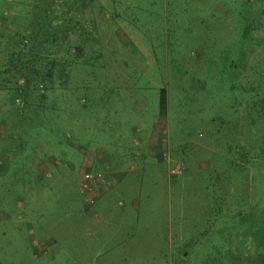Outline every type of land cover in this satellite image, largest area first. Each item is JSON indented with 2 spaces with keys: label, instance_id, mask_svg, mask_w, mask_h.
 Wrapping results in <instances>:
<instances>
[{
  "label": "rangeland",
  "instance_id": "1",
  "mask_svg": "<svg viewBox=\"0 0 264 264\" xmlns=\"http://www.w3.org/2000/svg\"><path fill=\"white\" fill-rule=\"evenodd\" d=\"M0 96V264H264V0H0Z\"/></svg>",
  "mask_w": 264,
  "mask_h": 264
},
{
  "label": "crops",
  "instance_id": "2",
  "mask_svg": "<svg viewBox=\"0 0 264 264\" xmlns=\"http://www.w3.org/2000/svg\"><path fill=\"white\" fill-rule=\"evenodd\" d=\"M4 95L6 96L7 93L4 92ZM5 96H0V104H2V106H0V119H2V118L4 117V115H5V113H4V111H5V103H6V98H5ZM3 158H7V156H3ZM36 158H37V157H36ZM80 158H81V155H80ZM37 159H38V158H37ZM37 159H36V160H37ZM98 159H99V158L96 157L95 155H87V156L85 157L84 165H85V163H87V162H88V164L98 163V162H99ZM109 160L111 161V164H113L114 160H112V159H109ZM7 161H8V158H7L6 162H7ZM104 161H105V160H104ZM123 161H125V162L127 163V165H129V164L131 163V158H125V159H123ZM4 162H5V161H4ZM4 162H0V165H3ZM121 162H122V160H120V172H119V174H121V173L124 172V171H122V169H123L124 167L122 166ZM34 163L37 165V168H38L37 170H38V171H40L41 173L45 171V169H44V165H43L42 163L37 162V161H35ZM116 164H117V163L114 164L113 168L116 167ZM102 165H103L105 168H107V165H108V164H107V163H102ZM7 166H8V168H11V166H10L9 164H7ZM104 183H105V182H100V181H99V182H97V184H96L97 186H94V191H95V194H96V195L100 196V194H103V193H104L103 190L106 191L107 188L111 187V186H104V185H105ZM108 183H111V182L108 181ZM29 187H30V186H27V187H26L27 190L29 189ZM41 196H42V195H37V197H36L35 200L38 202ZM29 202H30V201H29ZM29 207H32V203L29 204Z\"/></svg>",
  "mask_w": 264,
  "mask_h": 264
},
{
  "label": "built area",
  "instance_id": "3",
  "mask_svg": "<svg viewBox=\"0 0 264 264\" xmlns=\"http://www.w3.org/2000/svg\"><path fill=\"white\" fill-rule=\"evenodd\" d=\"M103 176L100 173L96 172H85L83 174V180H82V192L83 193H88L89 191L94 190L95 182L102 180ZM87 202H90L91 199L86 198Z\"/></svg>",
  "mask_w": 264,
  "mask_h": 264
}]
</instances>
